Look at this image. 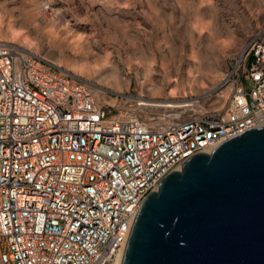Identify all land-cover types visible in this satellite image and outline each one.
I'll list each match as a JSON object with an SVG mask.
<instances>
[{
    "label": "built area",
    "instance_id": "built-area-1",
    "mask_svg": "<svg viewBox=\"0 0 264 264\" xmlns=\"http://www.w3.org/2000/svg\"><path fill=\"white\" fill-rule=\"evenodd\" d=\"M229 58L221 103L160 122L98 101L86 79L0 38V264H113L165 174L264 125V28Z\"/></svg>",
    "mask_w": 264,
    "mask_h": 264
},
{
    "label": "rangeland",
    "instance_id": "rangeland-1",
    "mask_svg": "<svg viewBox=\"0 0 264 264\" xmlns=\"http://www.w3.org/2000/svg\"><path fill=\"white\" fill-rule=\"evenodd\" d=\"M257 28L264 0H0V38L86 79L98 101L160 122L221 103L229 57Z\"/></svg>",
    "mask_w": 264,
    "mask_h": 264
},
{
    "label": "water",
    "instance_id": "water-1",
    "mask_svg": "<svg viewBox=\"0 0 264 264\" xmlns=\"http://www.w3.org/2000/svg\"><path fill=\"white\" fill-rule=\"evenodd\" d=\"M121 264H264V125L165 174L139 206Z\"/></svg>",
    "mask_w": 264,
    "mask_h": 264
},
{
    "label": "bare ground",
    "instance_id": "bare-ground-1",
    "mask_svg": "<svg viewBox=\"0 0 264 264\" xmlns=\"http://www.w3.org/2000/svg\"><path fill=\"white\" fill-rule=\"evenodd\" d=\"M151 71V70H150ZM154 101H156V102H160V101H158V100H154ZM169 101H174V100H167V99H164L163 100V102L164 103H167V102H169ZM140 102L141 103H144V104H147V103H145V102H147L146 100L144 101V100H140ZM189 102V101H188ZM140 103V104H141ZM185 105H187L186 104V101H184L183 102V105L182 106H185ZM178 108V107H177ZM181 108V107H180ZM186 108V107H185ZM169 120V119H168ZM213 149H209V150H206V151H204V153H210L211 151H212ZM181 169V165H180V167H178V168H176L175 170H180ZM126 245V244H125ZM125 245L118 251V253L115 255V258H114V262H113V264H121V262H122V259H123V253H124V248H125Z\"/></svg>",
    "mask_w": 264,
    "mask_h": 264
}]
</instances>
